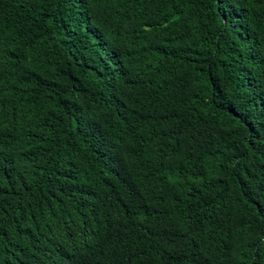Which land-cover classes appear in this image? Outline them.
Returning <instances> with one entry per match:
<instances>
[{"label": "trees", "instance_id": "trees-1", "mask_svg": "<svg viewBox=\"0 0 264 264\" xmlns=\"http://www.w3.org/2000/svg\"><path fill=\"white\" fill-rule=\"evenodd\" d=\"M0 264H264V0H0Z\"/></svg>", "mask_w": 264, "mask_h": 264}]
</instances>
